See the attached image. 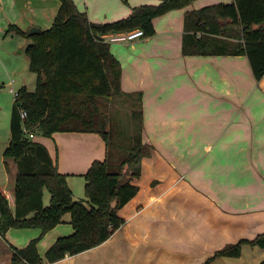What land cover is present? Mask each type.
<instances>
[{
    "label": "crops",
    "instance_id": "crops-1",
    "mask_svg": "<svg viewBox=\"0 0 264 264\" xmlns=\"http://www.w3.org/2000/svg\"><path fill=\"white\" fill-rule=\"evenodd\" d=\"M233 1L195 0L187 8L154 19L155 36L124 45L111 43L122 65L123 91L142 93L143 142L152 148L151 156L143 158L141 176L133 180L139 187L138 194L119 211L125 224L109 240L48 263L47 251L60 238L74 233L68 215L67 222L38 243L42 264H144L151 249L157 248L165 257L172 252L175 224L182 231L177 229L179 237L187 234L183 230L197 231L203 254L199 263L205 264L212 256L205 250H220L228 243L264 233V77L255 79L246 56L182 54L185 14ZM79 2L78 8L84 11ZM119 4V0H111L108 6L93 3L86 12L92 22L113 23L132 13ZM60 7L59 0H0V27L15 26L22 32L31 27L48 30ZM9 10L16 14L9 15ZM177 90L182 103L199 113V117L184 118L180 126L174 125L179 120L167 118ZM33 140L48 149L73 193L79 182L86 188L85 175L94 162L106 159L108 151L97 133H55L50 138L34 134ZM188 171L191 177L186 176ZM156 180L160 183L155 186ZM191 185L196 191L191 198L196 199V219L189 217L192 208L187 190ZM0 190L14 208L15 194L2 187ZM147 215L158 224H151ZM14 229L1 239L19 249L41 235L39 229H16L24 233H12ZM161 229L164 232L160 237L157 233ZM222 235L232 238L221 243ZM263 260L264 249L244 246L240 258H220L213 264H261Z\"/></svg>",
    "mask_w": 264,
    "mask_h": 264
},
{
    "label": "trees",
    "instance_id": "trees-1",
    "mask_svg": "<svg viewBox=\"0 0 264 264\" xmlns=\"http://www.w3.org/2000/svg\"><path fill=\"white\" fill-rule=\"evenodd\" d=\"M59 1L61 7L50 29L29 37L27 32L10 27L31 39L26 53L37 83L35 91L21 89L13 107L7 155L15 159L18 171L14 208L0 190V264H42L38 243L67 222L68 215L74 233L60 238L47 251L48 263L98 247L125 224L119 211L138 194L133 180L141 176L142 160L151 154V147L143 142L142 93L123 91L122 65L104 37L135 30L143 31L145 38L153 37L154 19L187 8L195 0L141 5L113 23L92 22L74 0ZM182 54L246 56L255 79L260 81L264 77V0H234L187 12ZM115 97L136 98L141 106L133 113L138 132L131 148H125L126 154L121 156L115 153L121 146L112 141L109 119L101 108V100ZM22 112L27 113L26 120ZM24 127L47 138L65 132L97 133L103 138L107 156L94 162L85 175L86 200H76L67 176L58 172L48 149L26 139ZM45 189L50 193L49 206L44 202ZM12 228L39 229L41 235L19 249L1 239ZM245 245L264 249V233L226 245L205 264L220 258H240Z\"/></svg>",
    "mask_w": 264,
    "mask_h": 264
},
{
    "label": "rangeland",
    "instance_id": "rangeland-1",
    "mask_svg": "<svg viewBox=\"0 0 264 264\" xmlns=\"http://www.w3.org/2000/svg\"><path fill=\"white\" fill-rule=\"evenodd\" d=\"M77 1L78 2L80 1L79 4L81 3V9L84 11L87 10V6H90V4L94 3L98 7V5L108 6L111 2V0L110 1L86 0V2L84 0H77ZM119 1H120L119 5L122 4L125 7L126 11L127 10L130 11L136 6H141L145 4L157 5L163 0H119ZM20 6L23 7L22 4ZM11 14H16V11L9 10V15ZM1 21L2 20L0 19V22ZM8 28L10 27L9 26L0 27V187H2L7 192L10 191L11 195L14 196L17 165L14 158L12 156L7 155V150L9 148L10 140H11L10 125H11L13 107L15 103V93H19V91L23 88H27L29 91H35L36 83H37V75L31 70L30 60L26 53L27 47L29 46V44H31V39L17 34L14 28L7 30ZM30 29H27V31L29 32ZM109 35H113V34H109ZM141 38H145V37H141ZM129 43H130L129 41L128 42L123 41L112 44L124 45ZM173 94L174 95H172V99H173L172 110L167 116V118L173 120H179L178 122H175L174 125L177 124V126H180L182 123H185L183 122L184 118L199 117L197 116L199 113L197 111H194V108L190 106L188 108L187 105L182 103L183 100L181 97V92L179 90L175 91ZM190 97L192 96L190 95ZM136 98L115 97L112 99L101 100L102 101L101 108L106 113L109 119L108 128L111 130L112 141L114 143L119 144V146H121L119 150L115 151L117 156L126 154L125 148H131L133 138L138 132L137 122L133 119V113L134 111H140L141 106L139 105V101ZM187 135L188 132H186V136L182 138L184 139V141H186ZM150 156L151 154L146 157L148 158ZM186 176L191 177L190 171H188ZM159 183L160 181L157 180L154 181L155 186L158 185ZM73 190L76 197L80 201L86 200L85 187L80 182L78 185L74 187ZM187 191L190 194L189 203L191 204V208L193 209L189 211V217L194 216L196 219V208H195L196 199L195 198L191 199L192 195L196 192L195 186L191 185ZM44 193H45V197H44L45 205L49 206L50 193L47 189H45ZM192 204L195 205L193 206ZM153 210L154 209L151 210V213L154 215ZM147 217H148L147 219L151 217V224L154 223H156V225L158 224V222L156 221L157 219H152L153 218L152 215H147ZM169 221L174 222L171 219H169ZM162 222L165 223L166 221L162 220ZM177 229L180 232H182L180 227L175 224L174 230L176 232ZM15 231H18L17 233H24L21 232V230H16V229H14L12 233H15ZM163 232L164 229L163 230L161 229L160 231L158 230L157 234L161 237L163 236ZM176 232L173 233L174 245L172 247L173 248L172 252H170L169 255H167V257L162 256V253H158L156 250L157 248L151 249L147 252L148 254L145 256L143 263L144 264H200L199 262L201 261L203 254H200L202 248L198 244L200 237H198L197 231L194 232V230H192V232H189L188 230H183V232H187V234L183 233L184 235L182 237H179ZM230 238L232 237H229V235H222L221 243H227V241ZM229 244H233V243H228L226 245ZM245 246H249V245H245ZM205 251H206L205 254L207 255L212 254L213 256V254H215L219 250H215V251L205 250ZM212 256H209V258ZM245 257L247 258L248 254L245 255ZM209 258H207V260ZM207 260L205 261V263L207 262ZM216 260L214 262H216ZM214 262L210 264H213ZM216 264H225V263L218 262Z\"/></svg>",
    "mask_w": 264,
    "mask_h": 264
},
{
    "label": "built area",
    "instance_id": "built-area-1",
    "mask_svg": "<svg viewBox=\"0 0 264 264\" xmlns=\"http://www.w3.org/2000/svg\"><path fill=\"white\" fill-rule=\"evenodd\" d=\"M144 37V32L141 30H135L126 34H113V35H107L104 37L106 42L109 43H117V42H123V41H133L135 39ZM18 97V93H15V99ZM21 117L23 120H26L27 113L22 112ZM24 134L26 137L33 139L34 134L30 133L25 127H24Z\"/></svg>",
    "mask_w": 264,
    "mask_h": 264
},
{
    "label": "water",
    "instance_id": "water-1",
    "mask_svg": "<svg viewBox=\"0 0 264 264\" xmlns=\"http://www.w3.org/2000/svg\"><path fill=\"white\" fill-rule=\"evenodd\" d=\"M39 33H40V28H38V27H32L29 30V32H28V36L29 37H32V36L38 35ZM26 139H28V137Z\"/></svg>",
    "mask_w": 264,
    "mask_h": 264
}]
</instances>
